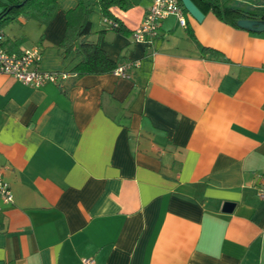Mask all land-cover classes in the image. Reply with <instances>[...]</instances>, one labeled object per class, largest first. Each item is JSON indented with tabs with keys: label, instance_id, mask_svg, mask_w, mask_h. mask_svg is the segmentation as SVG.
<instances>
[{
	"label": "crops",
	"instance_id": "crops-1",
	"mask_svg": "<svg viewBox=\"0 0 264 264\" xmlns=\"http://www.w3.org/2000/svg\"><path fill=\"white\" fill-rule=\"evenodd\" d=\"M57 2L46 25L17 18L34 34L4 33L9 51L37 46L39 69L67 77L34 87L0 74V174L13 196L0 195V264H264V32L208 11L184 13L185 25L168 15L136 42L153 0L110 8L125 32L96 6L89 40L140 66L77 76L81 58L59 49L77 0Z\"/></svg>",
	"mask_w": 264,
	"mask_h": 264
},
{
	"label": "trees",
	"instance_id": "trees-1",
	"mask_svg": "<svg viewBox=\"0 0 264 264\" xmlns=\"http://www.w3.org/2000/svg\"><path fill=\"white\" fill-rule=\"evenodd\" d=\"M201 12H212L217 18L226 24L237 27V21L240 19L264 20V0H192ZM184 13L188 11L183 7L179 0ZM17 4H21L17 7ZM57 0H11L4 5L0 13V30L1 25L23 16L25 19H34L41 25H46L55 15L58 9ZM11 9L8 10V6ZM128 0H77L75 8L66 13V29L63 38L59 43V49L64 58L70 53H75L80 57V62L72 68L73 73L77 76L86 74H103L111 73L118 66V61L110 59L105 51L97 42H91V22L88 16L94 7H99L101 16L108 18L117 26L105 25V28H112L123 32L120 22L111 16L110 8L118 6L125 9ZM125 32V31H124ZM201 52L209 54L215 58H221V54L214 49L200 46ZM0 226V230H1Z\"/></svg>",
	"mask_w": 264,
	"mask_h": 264
},
{
	"label": "built area",
	"instance_id": "built-area-1",
	"mask_svg": "<svg viewBox=\"0 0 264 264\" xmlns=\"http://www.w3.org/2000/svg\"><path fill=\"white\" fill-rule=\"evenodd\" d=\"M175 15L181 25H185L183 8L179 0H153L145 12L140 25L132 32L134 41L148 42L158 36L161 21L168 15ZM105 25L117 26L108 18H104ZM5 34L0 30V74L12 76L22 84L38 87L47 81L60 84L67 77V73L60 71L44 72L39 69L41 51L37 46L26 48L21 52L9 51L4 46ZM140 66V61L134 60L119 64L111 72L118 77H129L132 68ZM0 174V195L4 203L13 202L9 184ZM258 196L264 199V173L258 186ZM83 264H95L93 258L82 260Z\"/></svg>",
	"mask_w": 264,
	"mask_h": 264
},
{
	"label": "water",
	"instance_id": "water-1",
	"mask_svg": "<svg viewBox=\"0 0 264 264\" xmlns=\"http://www.w3.org/2000/svg\"><path fill=\"white\" fill-rule=\"evenodd\" d=\"M183 7L188 11V13L194 17L196 20L201 21L204 18V13L196 6V4L192 0H180ZM21 4H17L19 7ZM12 7L11 5L8 6V10ZM237 26L246 29L251 32L255 33H262L264 32V20H253V19H240L237 21ZM234 203L226 202L224 204V209L226 211H230Z\"/></svg>",
	"mask_w": 264,
	"mask_h": 264
},
{
	"label": "rangeland",
	"instance_id": "rangeland-1",
	"mask_svg": "<svg viewBox=\"0 0 264 264\" xmlns=\"http://www.w3.org/2000/svg\"><path fill=\"white\" fill-rule=\"evenodd\" d=\"M10 1L11 0H0V13L3 11L4 5L7 3H10ZM17 1H23V0H17ZM18 17L2 24L1 30L4 33L9 34L11 36L15 35V36H19V37H23V34L27 33V32L30 33V35L34 34L31 27H29L30 24H34L33 23L34 21H30L31 23H28L27 25H23L17 20ZM24 42H26V41H24Z\"/></svg>",
	"mask_w": 264,
	"mask_h": 264
}]
</instances>
